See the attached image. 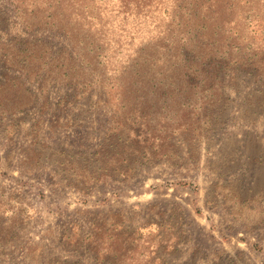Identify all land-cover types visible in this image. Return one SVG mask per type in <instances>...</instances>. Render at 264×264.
Segmentation results:
<instances>
[{
  "label": "rangeland",
  "instance_id": "obj_1",
  "mask_svg": "<svg viewBox=\"0 0 264 264\" xmlns=\"http://www.w3.org/2000/svg\"><path fill=\"white\" fill-rule=\"evenodd\" d=\"M152 12L122 30L95 16L76 44L66 0H0V264H264V77L225 73L165 134L153 119L178 98L149 97L146 128L82 60L114 79L154 46Z\"/></svg>",
  "mask_w": 264,
  "mask_h": 264
},
{
  "label": "trees",
  "instance_id": "obj_2",
  "mask_svg": "<svg viewBox=\"0 0 264 264\" xmlns=\"http://www.w3.org/2000/svg\"><path fill=\"white\" fill-rule=\"evenodd\" d=\"M103 1L66 0V30L74 43L80 44L75 35L80 29H91L95 16L102 21L100 27L104 30L112 20L122 30L120 15L122 21L131 18L130 22L149 24V13L161 12L151 22L158 21L153 27L159 30L154 46L125 53L116 70L111 71V77L117 73L114 79L107 77L109 60L102 54L99 56L105 64L100 67L81 53L82 60L92 67L91 73L98 70L100 81L108 83H103V87L114 95L117 107L126 110L124 113H140L146 128L151 127L152 120L148 113L149 97H162L164 103L167 98L179 99L174 114L163 110L168 118L161 114L153 119L156 127L162 128L161 133L167 134L168 130L185 125L182 120H191L184 109L197 108H192V98L196 96L200 105L213 100L225 73L247 69L258 78L264 77V0H134L132 9L127 0H118L120 6L115 14L107 13ZM92 6L97 8L92 11ZM108 39L111 40L105 33V41ZM68 79L75 80L72 74ZM30 104L31 99L11 105L10 110H21Z\"/></svg>",
  "mask_w": 264,
  "mask_h": 264
}]
</instances>
